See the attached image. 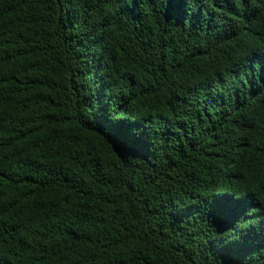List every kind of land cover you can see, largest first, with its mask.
I'll return each mask as SVG.
<instances>
[{
	"label": "trees",
	"instance_id": "trees-1",
	"mask_svg": "<svg viewBox=\"0 0 264 264\" xmlns=\"http://www.w3.org/2000/svg\"><path fill=\"white\" fill-rule=\"evenodd\" d=\"M0 264H264V0H0Z\"/></svg>",
	"mask_w": 264,
	"mask_h": 264
}]
</instances>
